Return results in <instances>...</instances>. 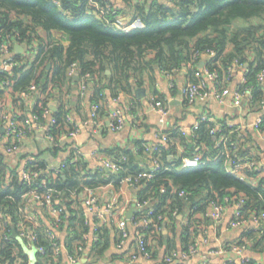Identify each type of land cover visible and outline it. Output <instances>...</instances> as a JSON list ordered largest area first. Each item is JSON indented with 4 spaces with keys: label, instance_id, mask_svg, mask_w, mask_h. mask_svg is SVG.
<instances>
[{
    "label": "trees",
    "instance_id": "trees-1",
    "mask_svg": "<svg viewBox=\"0 0 264 264\" xmlns=\"http://www.w3.org/2000/svg\"><path fill=\"white\" fill-rule=\"evenodd\" d=\"M55 1L0 0V42L32 46L33 63L37 64L25 72L24 64L29 63L28 59L23 60L24 63L17 57L19 65L11 72L0 71V82L12 84L13 91L20 98L22 94L35 98L34 104L28 106H25L23 98L18 100L21 105L18 103L15 107L17 112L13 113V119L17 121L18 130L27 135L33 132L27 124L32 117L46 126L53 153L61 151L63 146H69L66 141L63 145L60 142L75 127L67 121L68 115L73 116L70 97L60 94L59 107L51 121L46 119L45 112L51 108L50 103L57 98L56 94L62 93V89H55V84L58 88L65 80L80 84V80L67 74L73 63L78 64L80 79L88 76L89 87L92 83V102L99 106L98 115L102 120L109 115L108 110H100L105 89H109L113 96L132 92L135 83L142 84L145 75L152 76L157 70L176 73L183 66L190 68L191 74L194 73L190 81L196 82L203 56L209 58L204 69L217 72L221 81L229 76L236 62L240 66L248 64L242 91H251L253 105H263L264 83L258 80V74L264 69V0H143L135 10L136 17L143 19L145 27L130 32L113 27L110 17H104L100 9L91 6L87 0H61L62 6L56 5ZM99 4L104 8L107 2L100 0ZM230 46L232 48L229 49ZM209 50L214 51L215 56L207 55ZM195 53H200L201 57L193 63ZM49 65L55 71L52 76ZM108 70L111 71L109 76L106 75ZM102 80L108 83L103 86ZM33 84L37 89L31 91ZM7 117V114L0 113V127L6 125ZM214 128L215 123L202 122L197 130H192L190 136L177 130L166 131L170 144L153 155L146 152L149 145L144 141L136 142L130 148L110 151L109 154H115L111 159L122 168L114 174H107L102 168L90 170L85 159L81 158L55 176L43 161L32 159L27 161V170L39 175L33 184H28L19 171H11L0 162V264H30L28 249L18 238L20 222L26 221L27 225L34 226V221L25 218L22 213L32 206V202L25 199L27 193H41L46 188H52L56 199L64 202L71 196L76 199L83 188L96 189L111 181L116 185L121 184L127 177L153 169V163L150 168L143 167L138 157L151 162L157 159L166 169L156 172L152 180L135 187L138 189V201L151 199L155 211L151 224L143 229L153 260L160 256L164 248V257L177 250L175 244L164 240L163 231L158 230L168 222L176 223L175 211L185 214L190 210L196 214L205 211L213 202L227 206L232 201H243V220L261 215L264 213V178L254 172H246V179L232 175L228 171V159L223 154L225 146H218L217 140L225 135L237 143L236 148L230 150L233 161L255 159L243 152L239 139L227 126L223 125L222 131L216 135L212 134ZM178 138L183 146L182 152L176 142ZM14 140L17 141L18 137ZM12 141L10 137L9 144ZM195 155L201 156L203 164L193 169H181L182 159ZM254 181H257L255 185L252 184ZM43 182L47 186H42ZM161 189H166V192L162 193ZM181 192L185 195L181 196ZM67 206L69 215L67 208L63 207L66 209L64 216L69 220V235L65 240L68 255L75 259H103L111 246L110 228L105 224L98 225L96 239L89 244L84 236L88 235L91 227L84 225L85 221L80 218L83 212L74 209L71 203ZM145 213L146 210L137 211L135 216L142 217ZM160 216L163 218L159 219ZM193 225L195 223L185 226L183 252L197 243L195 238L199 230L193 229ZM48 227L41 223L37 229L36 243L44 247L46 253H37L35 264H62V253L55 255L44 234ZM262 229L261 226L258 239L254 232H249L237 245L248 248L249 241L254 240L255 249L264 252ZM134 243L132 249H135ZM81 245H89L90 251H79ZM243 264L260 263L249 259Z\"/></svg>",
    "mask_w": 264,
    "mask_h": 264
},
{
    "label": "crops",
    "instance_id": "crops-1",
    "mask_svg": "<svg viewBox=\"0 0 264 264\" xmlns=\"http://www.w3.org/2000/svg\"><path fill=\"white\" fill-rule=\"evenodd\" d=\"M142 1L111 0L118 14L126 21H130L136 17L135 7ZM158 1L165 2L167 0ZM17 44L21 46L20 52H17L15 49ZM30 52H32V46H27L25 43H14L10 51L0 61V71L11 72L13 68L7 66L5 61L10 59H15L16 61L17 57L22 59V61L28 59L29 63L24 64L25 68L23 67V70L25 72L31 70L37 64L33 63L34 56H29ZM208 60L209 58L207 56L201 58L198 69L199 73L197 75L203 72L204 66L202 67L201 65L205 64ZM246 65L245 68L236 66L233 69L231 79L226 81V94L222 101L210 98L204 102H186L183 96V89L193 78L194 74H191L188 66H183L181 70L174 73L173 77H170L160 70H157L152 76L145 75L142 84L135 83L132 92H121L117 96H113L109 89H105V98L100 102V110L101 112H105L106 110L110 112L117 106L123 108L127 114V125L122 131L114 132L106 129L100 133H95L93 128L87 126L75 139H68L66 142L69 146H63L62 150L58 153H53L50 150L51 140L45 135L43 128H33V132L30 135L21 138L19 148L13 152L9 151V139L6 133H3L0 134V162L9 170H17L21 174L26 162L36 159L43 161L49 170L58 166L63 160L68 158L72 152V146L76 144L83 153L85 162L90 170L102 168L106 172V169L101 166V162L106 158H113L115 156V154H109L110 151L130 148L136 142L140 141L146 142L149 146L160 143L159 131L162 128L160 125V114L156 111L154 105L157 100H161L169 109L164 133L166 131L177 130L183 135L190 136L193 134L192 127L197 120L203 115H208L215 124L227 126L239 139L243 152L250 158L255 159L259 167L264 168V102L261 107L258 104L253 105L251 102V91H242L245 74L248 70ZM49 71L51 76L55 74L52 66L49 67ZM110 74L111 71L109 74L106 72V75L109 76ZM107 83V80H102L101 82L103 86ZM54 86L55 89H62V93L56 94L57 98L52 99L51 106L55 105L57 110L60 94H66L70 97V109L78 124L91 118L92 107L94 105L92 102L94 93L92 83L84 96L80 94L79 83L75 84L69 80H65L64 84L59 86L61 88H58L56 84ZM13 89L14 86L12 84L0 82V113L7 114L9 119H11L14 112H17L15 107L18 106V103L21 105L18 102V100H22L21 98L25 101V106L34 104L35 102V98L31 96L26 97V95L22 94L20 98L19 94L15 93ZM140 89L145 90L141 93V96H138L137 91ZM47 111L45 117L51 121L55 111L51 108ZM6 125L2 127L6 128ZM257 125L259 126L257 127ZM182 129L185 133L182 132ZM176 142L178 143L179 151L182 152L183 146L180 143V139L178 138ZM138 159L143 167L150 168L152 166V162L148 159H143V157H138ZM261 177L264 176L261 175ZM255 183L257 181L252 182L253 185ZM93 190L98 197V206L101 208L115 201L120 206L126 207L128 213L134 208L138 200V189L128 187L122 183L116 185L111 181ZM89 191L90 189L86 187L79 192V198L75 199L71 196V199L67 198L65 202L62 199H59V201L67 208V211V204L71 203L74 209H80L83 212L80 218L82 217V220L85 221L84 225L87 224L91 227L88 233V242L91 244L94 241L93 229L95 225L99 224L101 226L104 224L95 215V212L97 213L96 209L91 213L87 206H85V199ZM130 203L132 204L130 205ZM210 209L211 207L208 206L205 211L196 214L187 210L185 214L177 215L175 224L168 222L164 227V240L167 243L175 244L177 248L178 258L176 261L180 262L181 254H183L185 226L190 223H195L193 229L199 230L195 238L198 245V252L191 257L190 264H227L229 259L232 260L230 264H243L249 259L264 264V252H260L259 249L256 250L257 248L255 249V245L253 244L254 240L249 241L250 247L242 255L225 252L217 254L220 250H224L227 245L237 244L239 241H242V237L246 233L254 232L258 239L260 237L259 231L261 225L255 221L254 216H249L243 220L239 227L233 228L232 222L235 220L236 213L239 210L236 201H232L227 205L224 219L220 223H215L211 219L207 220L206 214ZM27 213L37 223L50 225L48 213L38 203L32 202V206L28 207ZM136 213L137 210L134 214ZM67 215H69V211ZM107 219L109 220L108 216ZM105 225L110 228L111 246L103 259L91 257L71 261L65 249L62 252V264H174V262L168 263L164 260L165 248L161 250L160 256L154 260L149 261L140 257L135 262H131L130 254L132 252L131 249L136 230L134 226L129 222V227L133 233L131 239L124 248H118L119 232L117 227L111 224ZM68 229L69 220L67 219L66 223L56 231V235L64 247H66L65 240L69 235ZM86 250L90 251L89 245ZM88 251L86 252L88 253ZM28 254L30 264H35L36 252L28 250ZM33 254L35 255L34 257H32Z\"/></svg>",
    "mask_w": 264,
    "mask_h": 264
},
{
    "label": "built area",
    "instance_id": "built-area-1",
    "mask_svg": "<svg viewBox=\"0 0 264 264\" xmlns=\"http://www.w3.org/2000/svg\"><path fill=\"white\" fill-rule=\"evenodd\" d=\"M100 0H87L88 3H90L91 6L96 7L100 9V13L104 17H110V24L115 27L118 30L130 32L136 29H143L145 27L144 21L141 17L137 16L133 18L130 21L124 20L123 17H121L116 9L114 8L111 0H103L107 2V5L102 8L99 4ZM55 4L58 6L61 5V0H56ZM113 16V17H111ZM11 44H5L0 42V61L3 60L4 55L10 51ZM207 55L210 57L215 56V52L212 50H209L207 52ZM29 56H32V52H30ZM201 57L200 53L194 54V62H198ZM24 62V61H23ZM7 66H10L11 68L16 67L19 65L15 59H10L5 61ZM25 63V62H24ZM236 66H240L236 62ZM240 67L245 68V65H241ZM170 77H173L175 72H165ZM247 73V71H246ZM68 76L69 77H75L79 75V68L77 63H73L70 65L68 70ZM233 74V69H230L229 76L227 78H224L223 81H221L220 76L217 72L210 71L209 69H203V72L199 75V80L196 82L189 81L184 89H183V96L186 100L189 102H197V101H207L210 98H214L216 100L222 101L225 97V87L223 84L226 82V80L230 79L231 75ZM88 76H85L80 79V94L84 96L87 93V90L89 89L88 84ZM258 80L260 82H264V69L261 70L258 74ZM222 85V87H221ZM37 87L35 84L32 85L31 91L36 90ZM154 108L156 111L160 114V125L161 129L159 131L160 135V143L154 145V146H146V152H148L150 155H153L154 153H157L160 151V149L163 146H168L170 144L169 135L164 133V128L167 124V117L169 115V109L166 104H164L162 101H156ZM99 106L94 104L92 107V116L91 118L83 121L81 124L75 123V119L72 115L67 116V121L74 124V128L72 131H70L62 140L61 145L64 144V141H67L68 139H75L78 134L87 126H90L93 128V131L95 133H100L102 131H105L106 129L118 132L122 131L126 125H127V114L121 107H115L112 111L109 112L108 117L105 120H102L99 118ZM47 110L45 112V116L47 114ZM202 122H213L214 121L208 116L203 115L200 117V120L198 119L195 125L192 127V130H197L200 126V123ZM6 136L8 139L10 137L13 138V141L9 144V151L13 152L16 151L19 148V142L22 137L26 136V133H23L22 131L18 130L17 121L13 119V116L11 119L7 117V123H6ZM27 124L30 125V130H33V128H43V131L45 135L46 133V126L38 123L35 119V117H32L31 121H27ZM259 125H257L258 127ZM223 125L215 124V128L212 131L213 135H216L218 132L220 133L222 131ZM182 132L185 133V131L182 129ZM18 137V140L15 141L14 139ZM49 138V136H47ZM50 139V138H49ZM225 146L223 154L227 157V166L228 171L234 175L236 178L239 179H246L245 173L246 172H254V173H260V175L264 176V168H261L257 165L256 161H233L231 159V148H236L237 143L231 140L229 136L222 135L219 138L218 146ZM84 158L83 153L81 150L74 144L72 146V152L68 158L63 160L58 166L52 168L53 174L56 176L60 174L68 165L75 163L79 159ZM28 162H26L21 177L24 181H26L28 184H33L36 177H38V173L31 174L27 170ZM153 169L151 171H144L140 174H138L135 177H127L122 180V184L127 185L128 187H138L139 183L147 182L152 180L155 177L156 172H161L166 169L163 168V165L160 164V162L157 159L153 160ZM203 164L201 156L195 155L194 157H184L182 159L181 163V169H193L200 167ZM101 166L103 168H109L111 172L118 173L121 171V165L116 163L111 158H106L102 160ZM264 178V177H263ZM42 186H47L45 182L42 183ZM162 193L166 192V189H161ZM181 196H184L185 193L181 192ZM25 199H28L29 202H36L38 205L44 209L50 219V225L47 229L44 230V234L46 238L50 241L52 250L55 253V255H60L63 250L66 248L64 245L59 242L58 237L56 235L57 229H59L61 226H63L66 223V218L64 216L66 209L63 207V205L60 203L59 199H56L54 196V189L52 188H46L43 192H36V191H30L25 195ZM151 199L140 202L136 201V204L134 205V208L137 211H143L146 210V213L142 217H136L135 214L132 216L131 219H128L127 217V208L120 206L117 202H111L108 203L105 207L101 208L98 206V197L94 193L93 189H90L89 194L87 195V198L85 199V206L89 209L91 213L94 212L96 209L97 213L95 212V215L97 216L98 220L101 221L102 224H111L115 227H117V230L119 232V241H118V248H124L128 241L131 239L132 236V230L129 227V222L134 226L135 230V236H134V245L135 249H131L130 259L131 262H135L138 258L143 257L146 260H152L153 254L149 249L147 248V243L145 241L146 233H144L145 228H147L151 222L152 217L155 214L154 209L151 206ZM227 202L229 200L227 199ZM243 201H240L237 203L238 205V212L236 213L235 220L232 222V227L237 228L239 227L243 222V213L241 211V207ZM132 203H130L131 205ZM211 209L206 214V217L214 221L215 223H220L225 216L226 208L227 206L222 204H217L215 202L210 204ZM27 209H24L22 213H24L25 218L30 219L34 221V226L27 225L26 221H22L18 224L19 234L18 238L19 240L24 243V245L27 247L29 251H35L36 253H42L45 254L46 250L44 247L38 245L36 243L38 239V231L37 229L40 227V223H37L33 218L28 216ZM178 215V212H174V218H176ZM27 216V217H26ZM107 216L109 220L107 219ZM116 216V218H115ZM163 217L160 216L159 219H162ZM255 221L260 224L263 229L262 233H264V213L261 215L255 217ZM99 224H96L93 231V239H96L95 231L97 230ZM159 231H163L164 228L158 227ZM84 239H89L88 235L84 236ZM88 246H82L79 248V251L86 250ZM246 246H240L237 244H231L228 248H225L224 250H220L218 253H235L237 255H242L244 251L246 250ZM198 252V245L197 243L190 246L189 250L186 252H183L181 254V261L178 262L176 259L178 258L177 251L171 252L169 255L164 257V260L168 263L174 262V264H190V259L193 255H195ZM71 261H76V259L72 256H69ZM232 262L231 259L228 260L227 264H230ZM205 264V263H203Z\"/></svg>",
    "mask_w": 264,
    "mask_h": 264
},
{
    "label": "water",
    "instance_id": "water-1",
    "mask_svg": "<svg viewBox=\"0 0 264 264\" xmlns=\"http://www.w3.org/2000/svg\"><path fill=\"white\" fill-rule=\"evenodd\" d=\"M15 49L17 50V52H20V51H21V46H20L19 44H17V45L15 46ZM50 66H51V65H49L48 67H50ZM201 66L203 67L204 64H202ZM246 67H249V65L247 64ZM107 73L109 74L110 71L108 70ZM74 78H75V80H77V81L80 80V76H79V75L76 76V77H74ZM144 90H145V89H140V90H138V91H137V95H138V96H141V93H143ZM51 109H52L53 111H56V106H55V105H52V106H51ZM5 132H6V128H5V127H1V128H0V134H3V133H5ZM105 169H106V172H107V173H111V170H110L109 168H105ZM135 211H136V209H135V208H132V209L128 212V214H127L128 219H131V218H132V216L134 215ZM15 235H16V231L14 230V231H13V237H15Z\"/></svg>",
    "mask_w": 264,
    "mask_h": 264
},
{
    "label": "rangeland",
    "instance_id": "rangeland-1",
    "mask_svg": "<svg viewBox=\"0 0 264 264\" xmlns=\"http://www.w3.org/2000/svg\"><path fill=\"white\" fill-rule=\"evenodd\" d=\"M1 128V127H0ZM37 254V253H36ZM35 255L33 254L32 257H34Z\"/></svg>",
    "mask_w": 264,
    "mask_h": 264
}]
</instances>
